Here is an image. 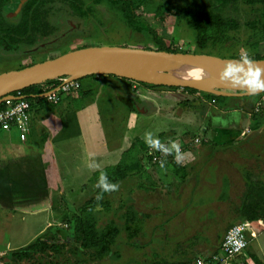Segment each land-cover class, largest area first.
Returning a JSON list of instances; mask_svg holds the SVG:
<instances>
[{"label":"rangeland","instance_id":"rangeland-1","mask_svg":"<svg viewBox=\"0 0 264 264\" xmlns=\"http://www.w3.org/2000/svg\"><path fill=\"white\" fill-rule=\"evenodd\" d=\"M27 1L12 0L4 12L9 23L19 22ZM86 1L91 8L90 15L79 18L72 15L65 1L47 0V4L43 7L49 11L48 19L57 27V31L55 36L47 38L46 41H40L33 46H11L0 39V73L55 58L65 51L94 45L157 49L158 45L153 40L156 34L168 41L172 47L186 52H192L196 47V31L187 27L185 22L161 26L154 22L152 15H145L151 23L153 32H138L126 23L120 4H112L108 0ZM226 14L236 15L242 26L240 31L232 33L233 40L230 44L228 43V46L214 54L221 57H228L231 53L252 56L253 51L247 43L250 31L246 26V21L254 16L252 8L240 2L235 8H228ZM68 23L72 30L65 39L54 45H41L59 37ZM58 47L63 49L49 53L42 52ZM101 77L104 76L95 77V79L102 81ZM108 77L116 81L119 88L128 91L124 94L125 96L117 99L111 113L109 110H102L99 113L104 129L111 133L109 129L113 125L111 129L118 131L117 146L119 148L125 140L129 142V139L132 141L129 146L139 139L147 146V153H150L153 148L164 146L168 148L172 146L171 149L175 151L180 142L192 144L195 136L201 137L202 141L198 143L199 145L186 148L182 153L171 152L168 156L166 155V161L161 165L153 163L152 159L146 163L143 161V172L140 171L137 175H131L116 183L119 185L117 191H103L97 186L100 182L95 178L92 185L85 184L84 188H87L88 193L86 198L71 199L73 204L69 207L71 216L76 207L78 209L92 198H96L97 203L92 209L96 226L106 235H109L110 231L113 232L114 244L111 246L110 255L112 258L116 256L120 259L118 264H137L130 258L134 252L150 259L156 255L166 264H177L178 261H184L183 264H192L198 256L218 252L228 230L245 220L244 217L235 213V209L241 206L247 190V180L264 185V91L252 92L248 88L239 87L233 88L232 91V88L222 89V92L232 94L226 96L240 97L232 101L228 100V103L239 104L238 112L235 110L223 112L222 109L216 108V102L208 101L198 93H189L182 89H150L138 82L129 84L121 78ZM82 84L87 89L86 84L84 82ZM110 84L106 82L101 87H92L93 95L99 96L101 90L106 92ZM241 101L254 104V111L250 112L247 109L249 107H245L246 104L240 105ZM245 119H248V123L246 127H243ZM138 129L140 130L138 137L132 139ZM203 130L205 134L202 133ZM182 137H186L185 140ZM180 154H182L181 157ZM140 157L142 160V155ZM205 161L207 162L202 164ZM205 177L210 179L208 185L204 184ZM198 179H202L203 182L201 183V180L196 182ZM99 189L101 193H98ZM175 189H178V196L173 193ZM55 191L58 190L55 189ZM202 194L205 197L204 200L210 201L201 203L202 207L200 206L197 211L206 216L196 214L194 218L192 214L195 213L196 199ZM57 198L61 199L56 200L55 203L64 208L62 211L55 206L53 218L56 224L61 218V213L66 212L68 204L67 200H63L64 198L60 196ZM133 204L144 214L138 212L139 217H137L134 214ZM165 206L168 208L165 209ZM144 207L149 208L148 211H144ZM161 209L167 212L174 211L172 213L175 215L173 217L162 215ZM180 210L186 215L185 218L180 217L182 222L177 221L176 217ZM27 217L23 220L21 214L15 216L0 210V264H10L6 255L8 251L4 250L6 244L14 248L23 247L35 239L37 228L45 224L35 216ZM198 217H200L199 220H204L206 225L200 232H196V229L200 227L195 222ZM167 218L170 219L169 221H177L180 232H176L175 237H187L185 241L182 238L183 245L182 242L179 244L174 242L176 240H171L172 233L168 230L156 229V226L166 223ZM136 219H141V224L144 222L141 225L146 231L143 236H136L132 230V223L136 222ZM259 221L249 226L248 239L251 244L243 254L247 252V256L234 259L233 263L264 264L259 260L261 257L254 254V244H252L254 236L258 235L260 230L264 232V227ZM59 225L65 231L69 230L64 223ZM184 225L186 228L183 230ZM68 233L65 239L59 238L64 249L62 248L60 254H53L50 264H81L80 261L90 260L95 255L94 249H84L80 243L76 242L72 231ZM199 236L201 237L198 239ZM32 262L34 261H25L24 264ZM91 263L93 264L94 261ZM106 263L115 264L116 261L112 259L111 263L110 260Z\"/></svg>","mask_w":264,"mask_h":264},{"label":"crops","instance_id":"crops-1","mask_svg":"<svg viewBox=\"0 0 264 264\" xmlns=\"http://www.w3.org/2000/svg\"><path fill=\"white\" fill-rule=\"evenodd\" d=\"M84 79L82 82L86 84L87 89L81 83V93L62 94L59 103L50 102L46 106L37 102L38 104H36L35 108L30 110L32 127L30 129L31 133L27 136L17 128L10 130L0 129V210L10 212L15 216L21 214L23 220L27 219L28 215L35 216L36 219L39 218L41 223H45L43 227L37 228L34 236L35 239L23 245V247L35 242L47 232H53L61 240L65 239L66 233L69 234L68 232L72 231L70 223L72 213L69 210V207L73 205L71 204V199L77 198V200H81L86 198L88 193L87 188H84L85 184H89L90 186L94 183L96 178L95 172L108 166L117 165L119 158H122L123 153L130 148L131 139H129V142L125 140L121 145L122 147L119 148L117 146L118 131L111 129L113 125L109 129L111 133L106 128L105 130L101 115H99L102 110H109V113H111L117 99L125 96L124 94L128 91L126 92L122 88H119L118 83L110 79L108 75L101 77L102 81H98L92 77H85ZM106 82L111 83L110 87H107V91L103 92L101 90L99 96H94L91 88L101 87ZM82 94L85 95L83 98ZM41 98H45L44 93L41 95ZM216 104V108L221 109L219 103L216 102ZM68 105L69 107H67ZM240 105L242 104L240 103ZM235 111L238 112L237 109ZM139 131V129L136 132L134 131L135 136L132 139L138 137ZM202 133L205 134L204 130ZM194 146L196 144L186 146L180 153L184 152L186 148ZM88 154H90V162L95 165L92 169H88L85 166ZM181 156L182 154H180ZM116 159L118 160L116 161ZM177 161L179 162V160ZM206 162H202V164ZM199 180H201V183L203 182L202 179H198L196 182ZM157 181L161 183V181ZM209 182L210 179L205 177L204 184L208 185ZM55 189L58 191H55ZM173 193L178 196V189H175ZM59 196L64 198L63 200H67L68 204L66 212L61 213V218L58 224H56L53 212L55 206H58L55 201L61 199L57 198ZM203 198L205 199L202 194L196 199V208H192L195 210V213L192 214L194 218L196 214L206 216L204 213L197 211L201 203L210 201ZM164 200L166 201V198ZM63 208L58 206V210H62ZM133 208L136 212L134 214L137 217H139L138 212L144 214L135 204H133ZM166 208L168 207L165 206ZM148 209L144 207V211H148ZM207 209L209 210V208ZM207 209L206 213L208 212ZM172 212L174 211L170 210V212H167L166 210H162L161 214L173 217L175 213L173 214ZM235 213L237 212L235 211ZM185 216V213H182L180 210L176 214L177 221L182 222L180 217L185 218ZM199 218L195 221L200 226H198L199 228L196 229V232H200L206 226L204 225V220L201 219V221ZM169 220L167 218L165 220L166 223L163 222L161 225L156 226V229L160 231L168 230V232L172 233L171 240H176L174 242H179V244L182 242L183 245L182 238L185 241L187 237H175L176 232H180L177 221ZM62 223L69 227L68 231L60 227L61 225L59 224ZM253 223L257 222H251L250 225H253ZM259 223L264 227V219H261ZM143 224H141V219H136V222L132 223V230L136 233V236L145 235L146 231L144 227H141ZM183 227L184 230L186 225ZM261 231H259L258 235L254 236L252 244H254V254L260 256L259 260L264 263V232ZM135 246H138V244H135ZM23 247L14 248L12 245L6 244L4 250H7L9 253ZM243 254L234 257L231 261L232 264H236L233 263L234 259L237 260L241 256H247V252L245 255ZM211 255L198 257H210ZM110 256L101 258L94 255L90 260L94 261L93 264H108L106 263L107 260H110L111 263L113 259L116 261L115 264H118V260L120 259L116 258V256L114 258ZM130 258L134 259L133 263L137 264H144L145 262L151 264L155 261L164 262L156 255L150 259L143 254H136L135 252L130 255ZM90 260L84 259L80 262L81 264H92ZM143 261L145 262L143 263ZM183 263L184 261L177 262V264Z\"/></svg>","mask_w":264,"mask_h":264},{"label":"trees","instance_id":"trees-1","mask_svg":"<svg viewBox=\"0 0 264 264\" xmlns=\"http://www.w3.org/2000/svg\"><path fill=\"white\" fill-rule=\"evenodd\" d=\"M38 0H29L22 10V18L19 22L11 24L2 13L5 6L10 4V0H0V39L11 46L27 45L33 46L43 41L57 31V27L48 19V10L41 9L36 5ZM71 9L73 16L79 18L89 17L91 8L86 0H65ZM99 2L102 0H91ZM112 4H120L126 23L129 27L138 32H153L150 21L145 15H152L154 22L158 25L178 24L185 22L186 26L196 31V47L194 53H208L220 51L228 46L233 40L232 33L241 29V22L234 14L227 15L228 8H235L240 2L252 8L253 17L246 21L248 33V46L253 51L250 59H264V0H108ZM156 32V31H154ZM154 42L158 45V50L170 52H186L180 48H174L163 37L156 34ZM231 46V45H230ZM64 47V46H63ZM58 47L43 53H49L63 49ZM67 52V51H65ZM65 52H62L65 53ZM215 55V54H214ZM229 58H241V54L231 53ZM106 76V75H100ZM110 77H117L108 75ZM88 77H99L92 75ZM85 78V77H84ZM84 78L79 79L80 84ZM121 78V77H117ZM129 84L134 80L121 78ZM139 84L150 89H170L184 90L189 93H198L199 96L208 101L218 102L221 109L230 111L238 109V103H228V100H235L240 97L226 95H215L194 88H182L168 85H156L144 82ZM60 84L59 79L50 80L45 83L34 84L20 90L30 102V109L33 110L39 102L40 104H50L46 98H41L46 93ZM82 90L80 86L79 93ZM17 93V92H15ZM85 95L82 94V98ZM5 102L0 104V109L4 108ZM237 107V108H236ZM167 147V146H164ZM162 147V148H164ZM160 148V147H158ZM142 155V160L141 156ZM151 158L147 153V146L139 139L128 148L122 155L121 161L117 165L108 166L95 172L96 179L100 182L101 176L107 177L108 183H119L122 180L137 175L142 171L143 161ZM143 162V164H142ZM246 192L243 196L240 207L235 211L238 216L244 217L247 223L264 219V185L251 180H247ZM101 193L99 189L98 193ZM96 198H92L84 206L73 210L70 218L71 228L76 237V242L84 249H94L95 255L107 257L110 255L111 246L114 244V235H106L97 229L96 220L92 209L97 203ZM60 237L53 232H47L39 237L35 242L26 247L11 251L7 254L10 264H24L25 261H34L31 264H50L53 254H60L64 245L60 243ZM196 260V259H195ZM151 264H166L155 261ZM195 264V261H194Z\"/></svg>","mask_w":264,"mask_h":264},{"label":"water","instance_id":"water-1","mask_svg":"<svg viewBox=\"0 0 264 264\" xmlns=\"http://www.w3.org/2000/svg\"><path fill=\"white\" fill-rule=\"evenodd\" d=\"M240 59L208 53L170 52L143 47L88 46L68 51L55 58L21 69L0 73V104L13 93L34 84L64 77L76 80L92 75H114L137 82L189 87L219 95H232L221 91L222 89L238 88L232 80L224 79L223 82L228 85L226 87L219 84L210 91L201 88L214 75L222 78L225 66L229 62L235 63ZM251 60L255 62L253 68L259 67L262 70L261 79L264 80V59ZM190 70H201L202 75L190 79H174L168 76L170 73ZM235 75V79H243L242 73ZM239 88L244 87L240 86ZM241 104L245 105L246 103L241 101ZM245 107H249L247 109L250 112L254 111V104L250 102ZM247 123L248 119H245L243 127H246Z\"/></svg>","mask_w":264,"mask_h":264},{"label":"built area","instance_id":"built-area-1","mask_svg":"<svg viewBox=\"0 0 264 264\" xmlns=\"http://www.w3.org/2000/svg\"><path fill=\"white\" fill-rule=\"evenodd\" d=\"M60 84L53 90L44 93V97L51 103H59L61 95L66 93H77L80 89L79 79L69 80L67 78L59 79ZM4 108L0 109V129L10 130L17 128L24 135L30 132L32 119L30 113V102L20 91L7 97ZM186 137H182L185 140ZM202 141L201 137L195 136L194 141L190 143H179L173 151L172 146L164 148H153L150 150V156L155 164H163L166 161V155L171 152L184 150L186 146L198 144ZM250 223L240 222L233 225L223 238L219 252H215L210 257H197L195 264H232V259L244 253L250 242L248 232Z\"/></svg>","mask_w":264,"mask_h":264},{"label":"clouds","instance_id":"clouds-1","mask_svg":"<svg viewBox=\"0 0 264 264\" xmlns=\"http://www.w3.org/2000/svg\"><path fill=\"white\" fill-rule=\"evenodd\" d=\"M254 61L251 60L246 54L241 56L238 62H229L223 72L222 78L225 80H232L233 83H243L247 85L249 91L256 92L258 90H264V80L261 79L262 70L259 67L253 68ZM247 66V67H245ZM242 73L243 79H235V74ZM90 154L86 156L85 166L88 169L94 168V164L90 162ZM105 192L117 191L119 188L118 184H111L107 182V177L102 175L100 183L97 185ZM98 198H102L98 196Z\"/></svg>","mask_w":264,"mask_h":264},{"label":"bare ground","instance_id":"bare-ground-1","mask_svg":"<svg viewBox=\"0 0 264 264\" xmlns=\"http://www.w3.org/2000/svg\"><path fill=\"white\" fill-rule=\"evenodd\" d=\"M65 29V30H64ZM63 29V31L61 32V35L51 41L46 42L45 44H41L42 46H50V45H54L57 44L59 42H61L63 39H65L68 34L71 32L72 27L71 25L68 23L66 25V27ZM202 73L201 70H190V71H185V72H181V73H170L168 74V76L170 78H174V79H187V78H195L200 76V74ZM202 75V74H201ZM223 78H220L218 75H214L211 79H209L204 85H202L203 90H212L215 86L221 84L223 87L228 86L227 84H225ZM237 85V86H236ZM236 87H244V88H248L247 85H244L243 83L240 84H236ZM234 89H231V91ZM247 90V89H246ZM222 91V90H221ZM240 91V90H239ZM264 90H258L256 92H262Z\"/></svg>","mask_w":264,"mask_h":264},{"label":"flooded vegetation","instance_id":"flooded-vegetation-1","mask_svg":"<svg viewBox=\"0 0 264 264\" xmlns=\"http://www.w3.org/2000/svg\"><path fill=\"white\" fill-rule=\"evenodd\" d=\"M28 1H29V0H28ZM28 1H27V2H28ZM46 1H47V0H38V1L36 2V5H39L41 9H45L43 6H44L45 4H47ZM63 1H65V0H63ZM11 2H12V0H10V4H11ZM27 2H26V3H27ZM65 3H66V1H65ZM10 4H8L7 6L4 7V9H3V11H2L3 14H4V12H5V9H6ZM24 6H25V5H24ZM68 6H69V5H68ZM22 10H23V9H22ZM45 10H46V9H45ZM4 16H5V14H4ZM5 17H6V16H5ZM47 17H48V16H47ZM75 17H76V16H75ZM21 18H22V13H21V16H20L19 20H20ZM64 30H65V29H64ZM62 31H63V30H62ZM62 31H61V32H62ZM55 33H56V32H55ZM55 33H53L54 35H52V36H55V35H56ZM60 35H61V34H60ZM52 36H51V37H52ZM46 40H47V39H45V41H46ZM50 41H51V40H50ZM41 43H42V42H41ZM51 50H52V49H51ZM42 52H44V51H42Z\"/></svg>","mask_w":264,"mask_h":264}]
</instances>
